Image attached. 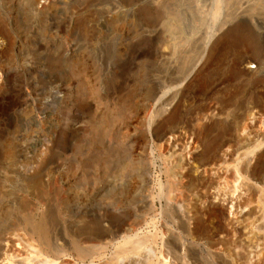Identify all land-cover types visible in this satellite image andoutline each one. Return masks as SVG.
Listing matches in <instances>:
<instances>
[{
	"label": "rangeland",
	"instance_id": "obj_1",
	"mask_svg": "<svg viewBox=\"0 0 264 264\" xmlns=\"http://www.w3.org/2000/svg\"><path fill=\"white\" fill-rule=\"evenodd\" d=\"M0 80V264H164L165 224L176 264H248L226 216L192 237L174 135L248 188L264 262V0H0Z\"/></svg>",
	"mask_w": 264,
	"mask_h": 264
},
{
	"label": "bare ground",
	"instance_id": "obj_2",
	"mask_svg": "<svg viewBox=\"0 0 264 264\" xmlns=\"http://www.w3.org/2000/svg\"><path fill=\"white\" fill-rule=\"evenodd\" d=\"M46 5H47L46 2H42L38 4V7L40 9H44ZM250 68L251 67L249 66L247 67L246 64V66H243L241 68L242 73L249 74ZM1 83L2 82L0 80V84ZM174 118H175V111H172L168 119L169 121H173ZM260 122H261L260 117L251 114L250 117L248 118V122L246 125L255 127L258 124H260ZM163 146L165 150H170L172 148L174 149L181 148L184 152V156H185L184 165L186 166L185 170H187V173L185 174V176L183 175L182 178L179 179L180 181L177 184L183 186L184 179L189 177V174L192 171H195L196 173L202 176V181L199 183L190 181L191 183L196 184L195 186L196 195L194 198V204L191 209L192 216L196 218L198 215L199 216L204 215L207 217H216L217 219H221L224 216H226L227 222L230 225V227L234 229L239 235L240 233H242V236L244 237L243 238L244 250L242 254L243 257L246 260H248V264H264V262L260 257L259 250L253 247L254 244L253 239H255L254 238L255 235L253 236L252 228L250 226H245L243 224L249 222L250 219H252L256 210L250 207L251 205L248 206L249 204L248 205L246 204L247 194H245L244 192L246 187L240 188L243 187V185L245 184V186L250 185L252 186L251 188L254 187L257 188L258 190L264 189V182L255 177L254 171H248V172L246 171L245 174L247 177V178L245 177L246 182L239 187L240 189L238 190V188H236L238 191H235L232 195L224 196L221 194L220 190L218 189L219 187L218 185L221 183L222 180H225L227 178V172L220 165H210L209 163L207 164V162H200L198 168H196L194 162H192L193 160L196 159L195 158L196 143L192 141V139L188 135H183L179 137L174 135L167 137L163 142ZM187 181L189 182L188 179H186V182ZM247 189L248 188H246V190ZM165 225L162 228L163 238H162L161 255L164 256L163 258H165L163 260L164 264H176L175 261L178 259V257H180L184 253L185 248L184 246H180L178 244L168 243V235H167L168 232L173 233L176 231L173 229H168L169 227ZM192 225H193V230L191 231V234H193L192 237H194V239L196 240H199L200 239L199 237H201L203 234L202 228L204 225L200 220V218H196L192 223ZM234 230L233 232H235ZM255 237L258 238L257 236ZM18 246L12 244L9 250L15 256H21L22 253L21 248H19ZM64 263L67 264V261L63 260L62 264Z\"/></svg>",
	"mask_w": 264,
	"mask_h": 264
}]
</instances>
